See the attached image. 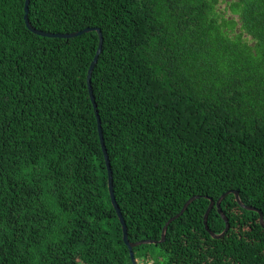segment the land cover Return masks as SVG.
Returning <instances> with one entry per match:
<instances>
[{
  "label": "trees",
  "instance_id": "obj_1",
  "mask_svg": "<svg viewBox=\"0 0 264 264\" xmlns=\"http://www.w3.org/2000/svg\"><path fill=\"white\" fill-rule=\"evenodd\" d=\"M30 0L97 27L91 84L138 264H264V0ZM0 0V264H133L87 81L91 30ZM229 12V14H227ZM209 228L225 220L214 206Z\"/></svg>",
  "mask_w": 264,
  "mask_h": 264
},
{
  "label": "water",
  "instance_id": "obj_2",
  "mask_svg": "<svg viewBox=\"0 0 264 264\" xmlns=\"http://www.w3.org/2000/svg\"><path fill=\"white\" fill-rule=\"evenodd\" d=\"M29 4H30V0H26L25 2V21H26V24H27V27L33 31L34 33H37L39 35H43V36H51V37H64V38H67V37H73V36H76V35H79V34H82V33H85V32H88V31H91V30H96L99 34V46H98V50L94 56V59L92 60L91 64H90V67H89V70H88V75H87V81H88V86H89V92H90V96H91V99H92V102L94 104V107H95V111H96V114H97V118H98V129H99V135H100V139H101V143H102V147H103V151H104V155H105V159H106V164H107V167H108V174H109V192H110V196H111V200H112V203L117 211V214L119 216V219H120V222L122 224V228H123V239H124V242L126 243V245L128 246L129 248V252H130V256H131V259H132V262L133 264H138V261L135 257V254H134V247L138 246V245H141V244H146V243H159V242H162L165 240V236H166V231H167V228H168V225L175 219H177L185 210L186 208L189 206V204L200 197V195H193L191 196L183 205L182 209L177 213L175 214L174 216H172L171 218L168 219V221L165 223L164 227H163V231H162V237L160 240H157V239H141V240H138V241H131L129 239V236H128V229H127V224H126V221L123 217V214L121 212V209L119 207V204L117 203V200L115 198V194H114V188H113V177H112V169H111V162H110V159H109V155H108V152H107V149H106V146H105V140H104V135H103V132H102V125H101V120H100V116H99V112H98V108H97V103H96V100H95V96H94V93H93V89H92V84H91V77H92V72L94 70V67L98 61V58H99V54L102 50V45H103V34L101 32V29L100 28H97V27H86L82 30H78V31H74V32H67V33H54V32H49V31H44V30H41V29H38L36 28L35 26H33L30 21H29V17H28V13H29ZM229 193H234L235 194V197L237 199V201L239 202V204L246 208V209H249V210H254V211H257L260 215V223L262 224V226L264 227V216H263V213L260 209H258L257 207L255 206H251V205H246L242 202L240 196H239V192L237 190H229L225 193H223L219 199L217 201H215L213 198L209 197V200H210V203H209V206L205 212V215H204V224H205V228L207 231H209V233L215 237V238H220V237H223L226 232L228 231L229 227H230V223H229V219L228 217L225 215V213L223 212L222 208H221V202L222 200L229 194ZM216 206L218 211L220 212L221 216L223 217V219L225 220V223H226V226L224 228V230L221 232V233H215L213 232L210 228H209V225H208V215L211 211V209Z\"/></svg>",
  "mask_w": 264,
  "mask_h": 264
},
{
  "label": "rangeland",
  "instance_id": "obj_3",
  "mask_svg": "<svg viewBox=\"0 0 264 264\" xmlns=\"http://www.w3.org/2000/svg\"><path fill=\"white\" fill-rule=\"evenodd\" d=\"M220 7L222 9L226 7V1L225 0H221ZM227 14H229V12H227Z\"/></svg>",
  "mask_w": 264,
  "mask_h": 264
}]
</instances>
